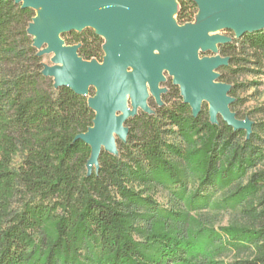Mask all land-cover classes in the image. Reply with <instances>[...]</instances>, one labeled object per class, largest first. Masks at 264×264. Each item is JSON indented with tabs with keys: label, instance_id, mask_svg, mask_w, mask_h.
Listing matches in <instances>:
<instances>
[{
	"label": "trees",
	"instance_id": "trees-1",
	"mask_svg": "<svg viewBox=\"0 0 264 264\" xmlns=\"http://www.w3.org/2000/svg\"><path fill=\"white\" fill-rule=\"evenodd\" d=\"M177 2V24L192 23L196 6ZM34 17V10L0 0V264H223L215 255L224 250L237 254L230 264H264V171L257 169L264 158V114L248 119L247 136L220 117L210 123L205 103L193 117L179 88L165 82L160 103L151 99L150 113L128 118L117 153L102 150L98 169L88 174L90 147L77 137L93 126L87 101L94 91L85 97L56 88L42 74V57L28 34ZM228 33L231 42L217 47L228 59L217 82L230 86L235 118L247 120L236 111L234 80L250 59L264 67V30L240 38ZM61 39L79 46L82 61L102 62L104 40L94 30ZM171 135L178 144L169 143ZM188 178L201 188H227V203L239 207L241 223L205 232L178 207L158 209L151 191L184 186ZM202 236L218 247H203Z\"/></svg>",
	"mask_w": 264,
	"mask_h": 264
},
{
	"label": "water",
	"instance_id": "water-1",
	"mask_svg": "<svg viewBox=\"0 0 264 264\" xmlns=\"http://www.w3.org/2000/svg\"><path fill=\"white\" fill-rule=\"evenodd\" d=\"M12 1L22 8L37 9L28 34L38 56L52 57V65L43 67L42 74L52 78L56 88L67 87L81 96L88 97L94 89L87 101L95 113L93 126L77 137L90 147L88 174L98 169L102 150L117 153L116 138L125 141L128 130L124 123L138 108L151 112L149 92L160 103V95L166 91L159 89L164 72L179 88L193 117L206 103L210 123L216 124L220 117L233 130L250 134L251 122L237 120L229 109L233 102L228 96L230 86L217 82V70L228 63L217 55V47L231 39L208 34L230 31L240 38L264 30V0H190L197 14L194 22L183 26L176 22L177 0ZM171 12L175 20L169 19ZM85 29L94 30L104 40L101 63L82 61L77 55L79 46H66L61 39L64 33ZM199 51L214 56L200 58ZM129 97L132 112L127 108Z\"/></svg>",
	"mask_w": 264,
	"mask_h": 264
},
{
	"label": "rangeland",
	"instance_id": "rangeland-1",
	"mask_svg": "<svg viewBox=\"0 0 264 264\" xmlns=\"http://www.w3.org/2000/svg\"><path fill=\"white\" fill-rule=\"evenodd\" d=\"M35 13L37 9H34ZM175 20V15H173L172 20ZM195 20V18H194ZM194 22V21H193ZM209 37H229L228 31L215 30L208 34ZM199 57H211L214 53L206 51L198 53ZM51 56L47 55L42 57V64L44 68L51 66ZM249 64L246 66H241L240 68L244 70L240 72L234 84L237 86L236 99L238 105L236 111L240 117H244L247 120L259 121L264 114V67L254 65L252 59H250ZM133 71H131V74ZM164 82L159 85V89H165L162 85L166 82H171L172 78L167 72L163 73ZM132 79L129 86L131 89ZM94 91V89H93ZM148 100H153L154 98L148 93ZM177 99H171V102L167 105L170 106ZM206 104V103H205ZM208 105V104H206ZM127 108L130 112L133 111L131 98H127ZM140 109L138 108L137 111ZM169 143L178 144L179 141L174 135L169 138ZM261 149L264 151V144H262ZM19 163V159L16 160ZM258 170L264 171V158L259 162L257 166ZM254 171L250 170L242 180V184L245 185L248 177ZM153 199L156 202L157 208L163 211H167L172 207H178L184 210L194 218L193 227L195 230H203L205 232H216L220 233L221 228L227 226L235 225L241 223V217L239 214V207L237 205H232L227 203L226 196L228 194L227 188L220 187H207L201 188L198 186L196 181L192 178H188L185 181L184 186L180 185H166L165 187L154 188L151 193ZM199 194L202 197H195ZM19 200L14 203V208H18ZM200 244L208 249L213 250L218 247V243H208L205 236L200 238ZM96 251V250H95ZM237 254L228 250H224L219 255H215L216 260L222 262L223 264H230ZM88 256L85 253L81 254L80 259L85 261Z\"/></svg>",
	"mask_w": 264,
	"mask_h": 264
},
{
	"label": "bare ground",
	"instance_id": "bare-ground-1",
	"mask_svg": "<svg viewBox=\"0 0 264 264\" xmlns=\"http://www.w3.org/2000/svg\"><path fill=\"white\" fill-rule=\"evenodd\" d=\"M39 11V10H38ZM38 13V12H37ZM174 15V12L169 13V19H172Z\"/></svg>",
	"mask_w": 264,
	"mask_h": 264
}]
</instances>
